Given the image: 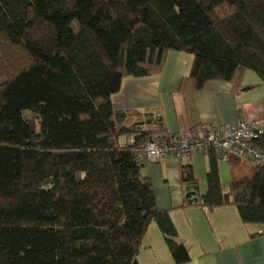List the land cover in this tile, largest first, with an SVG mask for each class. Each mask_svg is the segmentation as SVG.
Returning <instances> with one entry per match:
<instances>
[{"label": "trees", "instance_id": "trees-1", "mask_svg": "<svg viewBox=\"0 0 264 264\" xmlns=\"http://www.w3.org/2000/svg\"><path fill=\"white\" fill-rule=\"evenodd\" d=\"M0 41L25 58L14 73L0 58V264H139L151 223L187 263L142 172V143L175 134L112 97L126 76L159 74L170 50L192 57L181 91L238 87L246 70L264 82V0H0ZM207 155L206 190L183 206L233 205L244 224H264V166L232 174L225 192L220 155ZM179 176L196 188L182 159Z\"/></svg>", "mask_w": 264, "mask_h": 264}, {"label": "crops", "instance_id": "crops-1", "mask_svg": "<svg viewBox=\"0 0 264 264\" xmlns=\"http://www.w3.org/2000/svg\"><path fill=\"white\" fill-rule=\"evenodd\" d=\"M191 62L188 53L168 51L159 74L123 78L120 90L112 97L114 107L157 115L167 132L175 135L188 130L202 133L241 120L264 121V82L257 74L244 71L238 87L231 82L213 80L202 90L181 91L180 81L188 73ZM198 154L206 158L207 170V153ZM142 161V172L151 181L157 208L170 210L178 238L191 256L196 239L202 256L212 254L210 260L194 262L196 259L190 258L185 264H264V224H244L238 212L225 218L226 212L220 207L208 210L197 205L183 206L186 191L180 183L179 160L167 156L156 163ZM182 161L193 169L192 155ZM205 224L208 228L210 225L213 234L207 243ZM140 247L145 256L143 263L138 259L139 264L173 263L155 223L148 226Z\"/></svg>", "mask_w": 264, "mask_h": 264}, {"label": "built area", "instance_id": "built-area-1", "mask_svg": "<svg viewBox=\"0 0 264 264\" xmlns=\"http://www.w3.org/2000/svg\"><path fill=\"white\" fill-rule=\"evenodd\" d=\"M261 135H264V121L241 120L202 133L188 130L165 139L147 140L142 143L141 155L144 160L156 163L167 156L180 160L192 152L215 150L220 160L227 161L233 156L243 164L261 167L264 166V149L254 145Z\"/></svg>", "mask_w": 264, "mask_h": 264}, {"label": "rangeland", "instance_id": "rangeland-1", "mask_svg": "<svg viewBox=\"0 0 264 264\" xmlns=\"http://www.w3.org/2000/svg\"><path fill=\"white\" fill-rule=\"evenodd\" d=\"M2 56H6L8 58L9 69H7V70L11 71L13 73L15 72L14 70L18 65L20 66V65L25 63L24 56H22L19 52H16L15 48H11L8 45H6L5 43L0 41V58ZM12 62L15 64L14 65L11 64ZM1 65L2 64L0 63V67H1ZM0 72H1V70H0ZM252 73H254V72L252 71ZM128 77H130V76H128ZM125 78L127 79V76ZM23 115H24L27 123L34 130H37L38 129V122H37L36 118H34L33 114L29 113V111H25L23 113ZM198 153H202V152H192L191 153L192 162H193V173L197 179V185H196V188L194 189L195 194L192 197H197L198 195L204 193L206 190V178H205V175H206V167H205L206 158L204 157L203 154H198ZM182 160H184V158ZM247 169H249V166H247L246 164H242L241 166L236 167V169H233L229 166V164L226 161L219 160L218 171H219L220 181H221V184L223 185L224 191L225 192L228 191V183L230 182V180L232 178V174H236L238 172L239 175H242ZM236 170H238V171H236ZM179 209L180 208H178L177 210H179ZM220 209H223L226 212L225 218H227V217L231 218L232 214L236 215V212H237L236 207L233 205L223 206V207H220ZM209 223H210V221H209ZM205 226L207 229V237L205 239V243H207L213 237V234H212L210 225L208 224L209 228L207 227L206 224H205ZM214 242H215V240H214ZM192 246H193L192 247L193 248L192 249L193 255L191 256V254L189 253L192 261H194L193 259H196L194 262H198V261L203 260V259L210 260L212 258V256H211L212 254L202 256V254L200 253V250H198V247H200V242L197 239L195 240L194 245H192ZM214 248L216 250V247H214ZM140 249H141V247L139 248V250ZM213 252L214 251H211V253H213ZM144 256H145V252H143V249H141L140 254L137 255V261L139 259L143 263L144 262Z\"/></svg>", "mask_w": 264, "mask_h": 264}, {"label": "water", "instance_id": "water-1", "mask_svg": "<svg viewBox=\"0 0 264 264\" xmlns=\"http://www.w3.org/2000/svg\"><path fill=\"white\" fill-rule=\"evenodd\" d=\"M194 189H195L194 186H189V185L186 186L185 187V191H186L185 198H190L191 196H193L195 194Z\"/></svg>", "mask_w": 264, "mask_h": 264}]
</instances>
